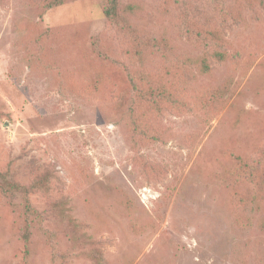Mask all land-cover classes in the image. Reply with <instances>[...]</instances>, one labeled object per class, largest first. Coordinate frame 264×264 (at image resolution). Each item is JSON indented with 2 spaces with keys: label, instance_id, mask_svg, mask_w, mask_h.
I'll return each instance as SVG.
<instances>
[{
  "label": "rangeland",
  "instance_id": "rangeland-1",
  "mask_svg": "<svg viewBox=\"0 0 264 264\" xmlns=\"http://www.w3.org/2000/svg\"><path fill=\"white\" fill-rule=\"evenodd\" d=\"M50 2L0 0V264H264V189L237 173L264 161V0H119L186 102L136 131L126 29L106 0Z\"/></svg>",
  "mask_w": 264,
  "mask_h": 264
},
{
  "label": "trees",
  "instance_id": "trees-1",
  "mask_svg": "<svg viewBox=\"0 0 264 264\" xmlns=\"http://www.w3.org/2000/svg\"><path fill=\"white\" fill-rule=\"evenodd\" d=\"M63 1L64 0H52V2L48 3L49 8L59 6L63 4ZM125 10H133V5L127 6ZM104 15L115 25L125 28L126 35L131 40V64L126 65L118 61H115V64H113L121 70L127 80V88L125 91L116 92L117 96L114 98L113 102L116 112L123 110L125 115L133 119V131L144 129V125L150 120L148 118H152L155 114L160 113L162 107L178 109L185 105L186 102L182 99L180 91L178 90V73L167 71L164 74H157V72L154 73L150 69L149 59L151 58L150 56L153 55L151 49L156 47V49L160 48L166 51V49H169L167 42L162 40V42L157 45L152 42V39H145V37L141 36L125 19V14H123L120 9L119 0H106ZM209 35L214 40L222 42V38L218 36L217 32H209ZM213 57L219 60L225 59V55L220 52H215ZM198 63L200 75L205 76L210 72L211 68L206 57L199 59ZM184 75L185 76L182 77L180 76L181 81L188 77L187 74ZM96 84L97 83H95V85ZM115 90L117 91V89ZM226 95V91H218L216 94L202 99L200 105L204 110L215 112L218 104L222 105ZM248 164L247 161L242 162L237 169V173L241 178L253 179L256 182L258 192H260L264 189V161L257 166ZM41 183V181L38 182V186ZM38 186L35 185L34 187ZM27 190L28 189L24 186L13 184L10 189L5 191L9 195H15L19 192L22 195L28 196V193H26ZM260 200L264 201V197ZM261 227L264 230V221L261 223Z\"/></svg>",
  "mask_w": 264,
  "mask_h": 264
}]
</instances>
